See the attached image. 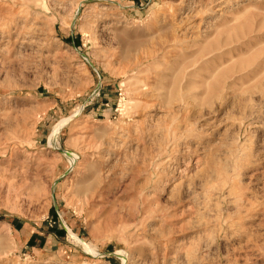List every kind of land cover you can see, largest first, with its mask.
<instances>
[{
	"label": "rangeland",
	"instance_id": "obj_1",
	"mask_svg": "<svg viewBox=\"0 0 264 264\" xmlns=\"http://www.w3.org/2000/svg\"><path fill=\"white\" fill-rule=\"evenodd\" d=\"M117 253L264 264V0H0V264Z\"/></svg>",
	"mask_w": 264,
	"mask_h": 264
},
{
	"label": "bare ground",
	"instance_id": "obj_2",
	"mask_svg": "<svg viewBox=\"0 0 264 264\" xmlns=\"http://www.w3.org/2000/svg\"><path fill=\"white\" fill-rule=\"evenodd\" d=\"M4 22V21H3ZM5 32V31H4ZM78 113V112H77ZM79 116V115H78ZM66 122H68V120H62V121H60L58 124H56L55 125V127H54V130H53V132H52V134H51V136L49 137V139H52L53 140V142L55 143L56 142V138H57V135H58V132H59V130H60V127L63 125V124H65ZM65 156L68 158V160H69V163H71L72 165L74 164V161H75V155L73 156V155H71V154H68V153H65ZM65 227V226H64ZM68 234L69 235H71L73 238L72 239H74L75 241H77V242H79L84 248H85V250H87V251H89V252H92V253H94L93 252V250L92 249H90L89 248V246H86L77 236H74V235H72L71 233H70V231H68ZM85 242V241H84ZM89 244V243H88ZM87 244V245H88ZM95 249V248H94ZM84 250V249H83ZM117 252V251H116ZM122 253V252H121ZM121 253H117V256H119V258L121 259V264H126V258H125V256L123 255V254H121Z\"/></svg>",
	"mask_w": 264,
	"mask_h": 264
}]
</instances>
